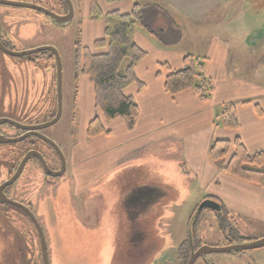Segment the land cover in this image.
<instances>
[{
	"label": "rangeland",
	"instance_id": "obj_1",
	"mask_svg": "<svg viewBox=\"0 0 264 264\" xmlns=\"http://www.w3.org/2000/svg\"><path fill=\"white\" fill-rule=\"evenodd\" d=\"M12 1L40 4L60 14L68 11L63 0ZM72 1L75 15L66 25H58L34 9L0 4L1 28L9 33L12 46L18 51L54 46L63 70L62 116L43 133L60 146L67 162L66 173L47 183L33 158L9 194L31 207L37 216L47 239L50 264H118L115 252L126 248L129 237L121 201L134 189H162L164 199L155 204L152 214L144 220L146 244L150 246L148 258L137 263L126 259L120 264H180L179 249L188 237L198 205L207 195L222 202L232 215L234 203L257 213L263 211L264 194L260 186L239 185L221 172L215 174L221 183L217 186L202 174L207 168L208 175L210 166L203 152H196L193 162L190 152L184 151L180 141L172 137L145 149L133 150L121 147L114 133L87 135L91 120L101 117L102 111L95 110L92 104L86 107V101L82 106L83 99L87 98V83L76 56L80 41L81 52L90 44V39L83 40L88 6L86 9L84 0ZM219 2L218 8L198 19L193 18L192 12L178 14L169 9L172 17L163 14L157 19L153 17L156 10L147 9L145 20L156 31L168 26L170 32L164 39L165 44L185 54L211 56L215 62L217 47L226 45L229 75L264 88V0ZM52 56L50 52L29 56L0 54V118L9 117L33 125L56 114L57 62ZM10 131L11 136L18 133L14 129ZM35 147L47 158L53 153L57 156L55 149L44 141H38ZM26 149L27 144L19 142L0 144V184L10 178ZM73 160L77 162L74 168ZM226 161L215 164L223 165ZM87 170L89 173L85 176ZM216 215L215 211L204 209L197 216L196 238L206 245L225 246L228 240ZM231 218V225L239 229L243 242L264 237V215L248 218L235 214ZM163 240L165 247L151 259L149 255ZM208 258L211 264H264V246L238 252H214ZM0 264H44L40 236L31 218L16 208L8 213L2 205Z\"/></svg>",
	"mask_w": 264,
	"mask_h": 264
},
{
	"label": "crops",
	"instance_id": "obj_2",
	"mask_svg": "<svg viewBox=\"0 0 264 264\" xmlns=\"http://www.w3.org/2000/svg\"><path fill=\"white\" fill-rule=\"evenodd\" d=\"M219 1L122 0L115 3H107L106 0H98V3L104 14L114 10L128 14L132 12L135 4L138 3L144 7L161 6L167 10L175 11V13L178 12V14L192 12L193 18L198 19L207 16L215 8H218L221 4ZM221 1L223 3L226 2V0ZM83 3L84 5L86 4V9L88 6L87 25L84 28L83 40L84 42L87 39L91 40H89L90 44L85 45V47H89L93 52H104L107 50V47L96 48L94 44L97 40L105 37V18L101 17L97 20H92L90 17V2L84 0ZM159 15L157 14L158 18H160ZM134 40L147 53L135 66V74L144 85L140 86L138 83H132L125 88L124 93L136 100L139 105V114L135 123L130 125L129 119L126 117L107 120L103 112H101L100 118L106 130L110 134L114 133L119 138V145L121 147H129L133 150L145 149V147H150L155 142H163L164 139L172 137L180 141L179 143L184 151L190 152L189 158L193 162L196 159L195 153L203 152V157L210 166L208 175H206L207 168L202 170V174L207 176L217 186H221L220 181H217L218 179L215 178L217 172H221L222 175L232 181H236L239 185L251 183L237 178L224 170L230 158H227L226 163L223 165L217 166L215 164L217 162H214L210 158L209 150L216 140H233L236 137L242 139L251 154L264 149V88H260L258 85L242 78L229 75L226 61L228 59V48L226 51L224 47L227 46L225 45L224 47H217L218 51L216 52L215 62L212 61L211 56L209 58L206 57L207 61L204 73L211 77L214 82V94L210 100H202L194 89L171 96L165 90V80L170 71L162 67L161 64L168 63L173 70H179L184 66L186 54L178 50L169 49L168 46L160 42L156 36L148 32L141 25H137ZM216 44L218 45L219 43L216 42ZM85 79V83H87L85 84L87 86H85L87 98L86 100L83 99L82 106H84L83 103L86 101V107L92 104L94 109L97 110L94 85L88 76ZM78 96L79 94H77ZM229 103L236 104L239 120V126L236 129L224 128L215 123V117L219 114L222 106ZM106 134L108 135L109 133ZM75 165H77V162L74 163L73 160L72 167L74 168ZM88 173L87 170L85 176ZM78 183H80V179H78ZM262 189L264 188L261 187V191L264 194V190ZM238 192L244 193L242 191ZM228 204L230 205V203ZM231 209L234 212L231 215L232 217L235 214L244 215L248 218L259 214L264 215V210L257 213L254 209H248V207L243 205L238 206L235 203L231 206ZM228 212L230 211L228 210ZM164 245L165 242L163 240L154 253L149 255L151 259L156 256ZM118 250L115 252V255L120 254L121 251L118 252Z\"/></svg>",
	"mask_w": 264,
	"mask_h": 264
},
{
	"label": "trees",
	"instance_id": "obj_3",
	"mask_svg": "<svg viewBox=\"0 0 264 264\" xmlns=\"http://www.w3.org/2000/svg\"><path fill=\"white\" fill-rule=\"evenodd\" d=\"M119 1L122 0H106L107 3ZM89 2L91 19L105 18V37L97 40L94 46L96 48L107 47V50L94 53L89 47H84L81 52L82 43L80 41L76 62L82 73L88 76L93 83L96 107L101 109L105 118L113 120L126 117L129 119L130 125H133L139 114V105L133 97L126 95L124 90L132 83L144 85L135 74V66L147 54L134 40L137 25H141L165 44L164 39L170 32L169 27L161 26L160 31L153 29L151 23L145 20L146 10H156L153 17L157 19V14H165L168 17H172V15L161 6L144 7L138 3L128 14H123L117 10L104 14L98 0H89ZM173 23V26L178 27L177 23ZM206 61V57L201 58L193 54H186L184 66L179 70H173L168 63L161 64L162 67L170 71L165 80L166 92L175 96L181 92L194 89L202 100H210L214 94V82L211 77L204 73ZM215 123L224 128H238L236 104L223 105L215 117ZM103 133L110 132L106 130L101 118L95 117L88 126L87 135L95 137ZM209 156L214 162L230 158L224 167L226 172L264 188V149L251 154L240 137L233 140L219 139L210 147ZM223 207L226 209L224 205Z\"/></svg>",
	"mask_w": 264,
	"mask_h": 264
},
{
	"label": "water",
	"instance_id": "obj_4",
	"mask_svg": "<svg viewBox=\"0 0 264 264\" xmlns=\"http://www.w3.org/2000/svg\"><path fill=\"white\" fill-rule=\"evenodd\" d=\"M63 1L68 5V12L65 14L56 13L55 11L43 5L34 4V3H26V2L12 1V0H0V4L34 9V10L42 12L48 15L49 17H51L55 21L56 24L66 25V24H69L73 20L74 15H75V7H74V3L72 0H63ZM0 48L3 52L13 55V56H29V55L41 53V52H50L52 55H54V57L56 58V62H57V112L51 119L38 123V124L27 125L15 119L9 118V117L0 118V126L3 124H11L25 131L23 135H20L17 137L7 136L6 134H3L0 132V143L1 144L18 143V142H22L26 140L28 137H38L39 139L43 140L47 144L51 145L57 151V153L59 154L61 158V161H62L61 170L53 171L49 167L47 160L45 159L44 155L40 151L34 150V149L29 150L26 153V155L22 158V160L20 161L14 174L9 179H7L6 181L0 184V203L14 205L15 207L20 208L27 213V215L34 222L38 230L39 236H40L43 263L50 264V260L48 256V248H47V239L45 236V232L42 228V225L37 219V216L34 214L33 210L29 206H27L26 204L20 201L10 198L7 195L5 190L8 187L16 183V181L23 174V171L25 170L27 163L33 158H37L40 161L42 169L45 172L46 178H48L49 175L54 176V177H60L64 175V173L66 172L67 162H66L65 156L60 146L53 139H51L50 137H48L42 132L44 129L56 124L62 116V112H63V70H62L61 57H60L58 50L54 46H50V45H44V46H39V47L28 49V50L18 51V50H11L7 48L5 45H3L0 39ZM204 209H211L218 214L223 213V203L215 198L207 197L197 207L195 214L193 216V219L190 223L189 232H188L189 243L191 245V250H192L190 261L188 262V264H194L199 257L205 256L207 254L214 253V252H235V251L260 248L264 246V237H262L255 241L236 243V244H231L227 246H210V245L204 244L198 250H195V230H194L195 225L194 224L196 222L197 216Z\"/></svg>",
	"mask_w": 264,
	"mask_h": 264
},
{
	"label": "flooded vegetation",
	"instance_id": "obj_5",
	"mask_svg": "<svg viewBox=\"0 0 264 264\" xmlns=\"http://www.w3.org/2000/svg\"><path fill=\"white\" fill-rule=\"evenodd\" d=\"M1 27L2 26L0 24L1 42L7 48H9L11 50H16L12 46L13 41H12L11 37L9 36V33H7ZM0 54L3 56H6V55L7 56H13V55H10V54L3 52L1 50V48H0ZM4 126H8L9 129L4 130L3 129ZM11 129L16 130V132H18L17 135L11 136L10 135ZM0 132L3 134H6L7 136H11V137H17V136L23 135L25 133L24 130H21V129H19V128L15 127L14 125H11V124L1 125L0 126ZM38 141L42 142L43 140L39 139L38 137H28L26 140L20 142V143L27 144V149H26L24 155L22 156V158L26 155V153L29 150H32V149L38 150L35 147V146H37ZM55 152L57 153L56 150H55ZM42 154L44 155L45 159L47 160L49 167L53 171H60L61 170L62 161H61V158H60L58 153H57V156L53 153L48 158L45 156L44 153H42ZM22 158L20 159V161L22 160ZM34 159L37 161L38 167L42 170L43 175H44V179L47 183H52L54 181V179H58V178L63 176L62 175L60 177H54V176L49 175L48 178H46L45 172L42 169L40 161L37 158H34ZM16 169H17V167L13 171L15 172ZM66 169H67V167H66ZM14 172L10 175V177L14 174ZM13 186L14 185L8 187L5 190L7 195L10 198H12V197L10 196L9 193H10V190L12 189ZM164 197H165L164 191L157 189V188H152V187H146V188H142V189H134L133 191L129 192L128 194L126 193L123 201H121V205H122L121 207H123L125 215L129 220L128 221V235H129V237H128V244H127L126 248H124V250H121V252L118 251V252H120V254L118 253L114 257L115 261L118 259V264L124 262V260H126V259H127L126 262L137 263V262H143L144 260H146V258H148L147 253L149 251L150 246L148 244H146V242H147L146 236L147 235H146V231L144 229V220L148 217V215H150L152 213V211L154 210L155 204L160 203L164 199ZM12 199H14V198H12ZM14 200H16V199H14ZM0 205H2L4 211H6L8 213L10 212L11 209L16 208V209L20 210L21 212H23L27 215V213L24 210L17 208L14 205L3 204V203H0ZM231 217L232 216L229 214L228 210L225 208L223 209V213H219L218 216L216 215V218L219 221L220 227L223 228L224 235H225L226 239L228 240L227 245L242 243L244 241L242 239V237L240 236L239 229L236 227H233L231 225V221H230V219H232ZM204 244L205 243L202 240L196 238V234H195V250H198ZM227 245H225V246H227ZM242 251H244V250H242ZM191 252H192L191 245L189 243V238L187 237L186 241L183 242V244L181 245V247L179 249V255H178V261L179 262L178 263L188 264V262L190 261ZM235 252H238V251H235ZM208 256H209V254L199 257L194 264H199V263L211 264V262H209Z\"/></svg>",
	"mask_w": 264,
	"mask_h": 264
}]
</instances>
